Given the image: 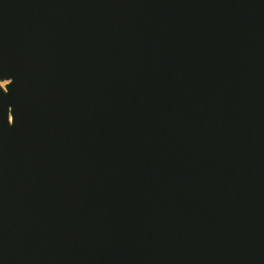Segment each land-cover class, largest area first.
Here are the masks:
<instances>
[{"label": "water", "instance_id": "obj_1", "mask_svg": "<svg viewBox=\"0 0 264 264\" xmlns=\"http://www.w3.org/2000/svg\"><path fill=\"white\" fill-rule=\"evenodd\" d=\"M0 264H264V0H0Z\"/></svg>", "mask_w": 264, "mask_h": 264}, {"label": "snow or ice", "instance_id": "obj_2", "mask_svg": "<svg viewBox=\"0 0 264 264\" xmlns=\"http://www.w3.org/2000/svg\"><path fill=\"white\" fill-rule=\"evenodd\" d=\"M10 85H12V84H10ZM10 85H9V86H10ZM12 123H13V125H14V123H15V120H14Z\"/></svg>", "mask_w": 264, "mask_h": 264}]
</instances>
